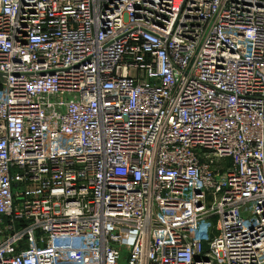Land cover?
Instances as JSON below:
<instances>
[{
  "label": "built area",
  "instance_id": "1",
  "mask_svg": "<svg viewBox=\"0 0 264 264\" xmlns=\"http://www.w3.org/2000/svg\"><path fill=\"white\" fill-rule=\"evenodd\" d=\"M0 264H264V0H0Z\"/></svg>",
  "mask_w": 264,
  "mask_h": 264
}]
</instances>
